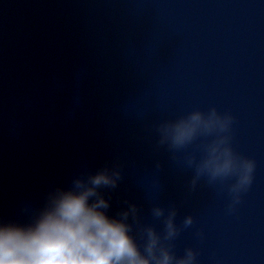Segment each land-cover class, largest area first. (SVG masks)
<instances>
[{
	"label": "water",
	"instance_id": "water-1",
	"mask_svg": "<svg viewBox=\"0 0 264 264\" xmlns=\"http://www.w3.org/2000/svg\"><path fill=\"white\" fill-rule=\"evenodd\" d=\"M213 107L255 161L235 203V177L191 186L184 157L213 137L175 159L158 143L161 123ZM105 166L122 172L101 189L106 214L137 205L141 251V227L163 234L151 209L175 207L177 258L264 264V0H0V220L29 223L50 191Z\"/></svg>",
	"mask_w": 264,
	"mask_h": 264
},
{
	"label": "clouds",
	"instance_id": "clouds-1",
	"mask_svg": "<svg viewBox=\"0 0 264 264\" xmlns=\"http://www.w3.org/2000/svg\"><path fill=\"white\" fill-rule=\"evenodd\" d=\"M232 117L221 115L216 108L207 113L195 110L174 121L159 125V145L173 151L184 149L198 137H213L203 145L205 155L197 160L195 152L184 157L195 174V188L201 177L210 183L235 177L229 191L233 202L252 183L255 161L237 155L231 146ZM157 168L161 165L156 164ZM122 180L118 166H105L95 173L75 177L68 188L50 191L45 205L32 214L27 224L0 220V264H193L196 254L189 248L177 258L171 251V241L180 233L175 223L177 209L154 206L152 216L163 222V234L152 226L140 231L143 250L130 235L133 224H139L138 207L127 203L118 218L109 217L110 207L101 189L114 190ZM193 217L183 220L185 228Z\"/></svg>",
	"mask_w": 264,
	"mask_h": 264
}]
</instances>
